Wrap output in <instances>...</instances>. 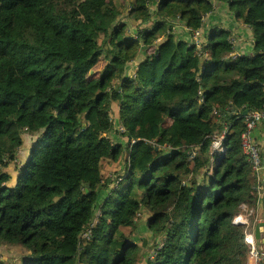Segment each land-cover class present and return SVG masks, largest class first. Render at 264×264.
<instances>
[{
    "label": "trees",
    "instance_id": "obj_1",
    "mask_svg": "<svg viewBox=\"0 0 264 264\" xmlns=\"http://www.w3.org/2000/svg\"><path fill=\"white\" fill-rule=\"evenodd\" d=\"M214 1L251 56L203 22ZM263 108L264 0H0V247L11 264H246L241 113Z\"/></svg>",
    "mask_w": 264,
    "mask_h": 264
},
{
    "label": "crops",
    "instance_id": "obj_2",
    "mask_svg": "<svg viewBox=\"0 0 264 264\" xmlns=\"http://www.w3.org/2000/svg\"><path fill=\"white\" fill-rule=\"evenodd\" d=\"M203 22L207 23L209 28L218 24L225 26L228 30L231 31L232 35L230 41L233 45L235 44L234 52L232 54H236L239 56H251L253 38L250 29L248 28V26L236 22L234 18H232L229 14V10L224 3H217L216 1H214L212 12L205 16ZM178 26L180 28L183 27V29L187 31V29L183 25H176V27H174V31L176 30V28H178ZM196 33L197 39L200 41V36L198 35L199 32ZM196 33L191 34L194 40ZM253 137L261 150V164L256 170V189L258 201L253 208H249L247 205H243L244 207H242L243 209L241 208V211L238 213V215L240 214L246 219V224L244 225L248 226L247 233L253 235V238V233L256 225L263 224L259 227V238H254V241L256 244V248L264 251V123H261L257 126ZM7 250L10 252L11 257L15 255V251L13 248H9ZM10 260L11 258L6 259L4 262V258H1L0 262L3 261V264H11Z\"/></svg>",
    "mask_w": 264,
    "mask_h": 264
},
{
    "label": "built area",
    "instance_id": "obj_3",
    "mask_svg": "<svg viewBox=\"0 0 264 264\" xmlns=\"http://www.w3.org/2000/svg\"><path fill=\"white\" fill-rule=\"evenodd\" d=\"M194 44L196 46V50L200 51L201 46L200 41L197 39V33L195 34ZM230 57L234 59L238 57V55L231 54ZM243 117L245 122V129L240 135L241 149L243 153L247 156L249 163L252 165V168L254 170H257L261 164V150L253 136L257 126L261 123H264V108L260 111H248V113ZM224 134L225 131L222 133L221 136L216 138V141L212 143V150L217 151L220 149L221 140L223 139ZM153 144L156 145V142H154ZM233 222L235 224H246V219L241 215H237L234 217ZM89 238V232L83 233L79 245L83 246L84 242L87 241ZM244 241L245 244L248 246V258L246 264H264V251L259 248H256L253 235L247 233L245 235ZM161 246L162 243H160L158 247Z\"/></svg>",
    "mask_w": 264,
    "mask_h": 264
},
{
    "label": "rangeland",
    "instance_id": "obj_4",
    "mask_svg": "<svg viewBox=\"0 0 264 264\" xmlns=\"http://www.w3.org/2000/svg\"><path fill=\"white\" fill-rule=\"evenodd\" d=\"M130 32H132L131 34H133L134 32L132 31V29L130 30ZM25 140L26 141H28V139L27 138H25ZM247 160H248V158H247ZM249 162V161H248ZM105 163H107V162H102V164L104 165ZM252 166V165H251ZM109 167V165H106V168H105V170H107V168ZM8 170V172L13 176V178L15 177V172H14V168H13V166L12 165H10V167L7 169ZM256 171V170H255ZM253 191H255V193H257V189L256 188H254L253 189ZM242 207H244L243 205H242ZM241 207V208H242ZM243 209V208H242ZM141 213V215H143V212H140ZM238 215V214H237ZM236 215V216H237ZM240 215V214H239ZM238 215V216H239ZM141 217V216H140ZM3 251V252H2ZM11 258V255H10V252L8 251H5L4 249H2V247H0V259L1 258H4V260H6V259H9V258ZM247 258H248V256H247ZM3 262V261H2Z\"/></svg>",
    "mask_w": 264,
    "mask_h": 264
},
{
    "label": "water",
    "instance_id": "obj_5",
    "mask_svg": "<svg viewBox=\"0 0 264 264\" xmlns=\"http://www.w3.org/2000/svg\"><path fill=\"white\" fill-rule=\"evenodd\" d=\"M248 113V110H243L241 115L242 117L245 116ZM263 224H257L255 229H254V238L258 239L259 238V227L262 226Z\"/></svg>",
    "mask_w": 264,
    "mask_h": 264
}]
</instances>
